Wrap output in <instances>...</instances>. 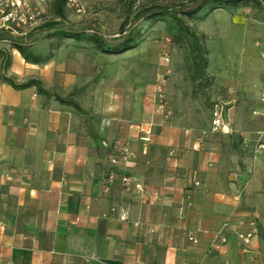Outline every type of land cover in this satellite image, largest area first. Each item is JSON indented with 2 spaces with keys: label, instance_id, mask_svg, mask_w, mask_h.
Wrapping results in <instances>:
<instances>
[{
  "label": "crops",
  "instance_id": "obj_1",
  "mask_svg": "<svg viewBox=\"0 0 264 264\" xmlns=\"http://www.w3.org/2000/svg\"><path fill=\"white\" fill-rule=\"evenodd\" d=\"M44 23L12 36L31 35L32 49L54 30ZM1 46L11 56L8 76L39 78L52 91L58 57L33 64ZM80 80L66 73L63 85L76 88ZM114 86L89 91L87 106L74 109L34 86L14 89L0 80V264H264V149L253 157L264 144V110L253 111L261 130L250 128L248 111H225L230 132L209 134L196 151L205 127L195 134L174 125L171 112L157 113L154 83L140 98ZM150 121L145 142L137 126ZM233 132L236 139L228 136ZM217 134L228 143L213 142ZM117 144L133 153L127 165L109 161ZM125 174L130 185L121 182ZM251 222L256 231L244 244L235 233ZM223 223L228 240L218 244Z\"/></svg>",
  "mask_w": 264,
  "mask_h": 264
},
{
  "label": "rangeland",
  "instance_id": "obj_2",
  "mask_svg": "<svg viewBox=\"0 0 264 264\" xmlns=\"http://www.w3.org/2000/svg\"><path fill=\"white\" fill-rule=\"evenodd\" d=\"M178 1L186 0H80V11L65 6L64 20L49 10L41 19L45 22L42 29H52L53 25L61 23L79 29L93 23L112 40L118 35L120 23L138 8ZM209 6L192 18H182L183 24L205 43L207 64L202 77L196 66L190 37L181 32L179 40L174 38L176 31H170L167 22L178 23L168 15L138 20L134 27L141 32L142 40L137 47L119 55L100 53L85 39L65 38L55 49L58 40L47 33L35 39L32 50L42 56L53 50V56L58 57L61 70L53 72L52 91L76 101L79 108L70 106L74 109L86 105L84 102L89 91L95 88L100 91L112 82L115 85L113 91L135 93L138 98L143 96L147 86L154 83L157 86L155 91H162L165 95L174 125L195 134L208 127L213 99L218 96L228 102L223 105L224 112L228 114L234 110L240 114L248 111L250 128L261 130L263 122L255 118L257 114L253 111L264 110L263 103L257 98L264 73V2L244 0L237 6L222 4L212 11H208ZM34 27L36 25L31 29ZM84 33L91 34L92 29ZM1 44L9 45L6 40H0ZM54 65L56 63L51 64L52 70ZM66 73L81 77L76 88L63 85ZM235 135L233 132L228 136L236 139ZM225 140L227 137L217 134L213 142L224 145L228 143Z\"/></svg>",
  "mask_w": 264,
  "mask_h": 264
},
{
  "label": "trees",
  "instance_id": "obj_3",
  "mask_svg": "<svg viewBox=\"0 0 264 264\" xmlns=\"http://www.w3.org/2000/svg\"><path fill=\"white\" fill-rule=\"evenodd\" d=\"M67 0H55L53 3V13L55 17L64 19L65 17V5ZM240 1L244 0H186L178 2H167L163 4H149L138 8L131 17L124 19L118 28V35L110 40L106 38L95 24H89L86 27L79 29H73L69 25L64 23L53 25V32L48 33L47 36H54L57 38L58 43L55 49L60 46L62 39L68 38L73 40L85 39L89 41L97 51L108 55H119L126 51H129L139 44L143 36L141 32L134 27V24L144 18L156 19L164 17L166 15L174 19L178 24L169 20V30H175L173 33L174 38L180 36L179 33H186L191 39V45L194 52V58L196 60V66L200 77L204 74V69L207 64V59L204 56L206 53V46L201 37H199L194 31H192L187 25L183 24V17L192 18L206 5H209L208 11H212L216 8L221 7L222 4H231L237 6ZM257 1V0H255ZM264 2V0H261ZM87 29H92L91 34L84 33ZM0 40H6L9 43L10 48L16 49L25 62L33 64H42L48 62L53 56V50L46 56H42L38 53H34L31 49L32 36L29 35L25 38L16 39L14 36L0 31ZM0 57L3 60V72L0 73V80L9 84L14 89H23L34 86L37 93L47 96L54 97L60 103L68 106L79 108L76 101L69 99V97H62L53 91L45 88L43 81L39 78H28L24 81L18 82L13 76H8L6 71L10 64V53L5 48H0Z\"/></svg>",
  "mask_w": 264,
  "mask_h": 264
},
{
  "label": "built area",
  "instance_id": "obj_4",
  "mask_svg": "<svg viewBox=\"0 0 264 264\" xmlns=\"http://www.w3.org/2000/svg\"><path fill=\"white\" fill-rule=\"evenodd\" d=\"M49 1L50 0H0V31L14 35L30 30L41 21L43 17V8ZM66 4L75 7L77 11L81 10L80 0H67ZM163 59L165 61L168 60L167 57H163ZM150 99L154 104L157 113H160L164 117L169 115L165 95L162 91H155ZM260 100L264 103V73L261 81ZM152 127L153 123L151 121L138 124L137 128L139 132L143 133L141 136L143 141H149ZM229 132L230 127L228 121H226L223 104L214 102L211 109L210 125L208 128H203L197 133L193 149L198 151L206 137L211 133ZM113 146V151L110 152L108 157L111 164L116 165L121 161L122 164L127 165L129 158L133 155L132 151L126 144H117ZM263 149L264 144L258 142L254 149L253 157L256 158L257 151ZM206 164L208 167H211L212 161L208 159ZM131 181L132 178L129 175L125 174L121 176V182L124 185H130ZM194 185H200V181L195 180ZM250 224L252 225L250 230L235 233L236 237L244 244H249L251 236L256 231L254 223L251 222ZM225 226L226 223H223L217 231V238L219 240L218 244L226 243L228 240V235L223 231ZM188 239L193 242L197 241L192 233L188 234Z\"/></svg>",
  "mask_w": 264,
  "mask_h": 264
}]
</instances>
